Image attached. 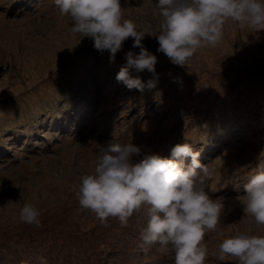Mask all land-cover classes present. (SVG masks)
<instances>
[{
	"label": "rangeland",
	"instance_id": "rangeland-1",
	"mask_svg": "<svg viewBox=\"0 0 264 264\" xmlns=\"http://www.w3.org/2000/svg\"><path fill=\"white\" fill-rule=\"evenodd\" d=\"M121 7L124 19L149 32L142 43L157 56L156 71L132 75L157 80L153 89L129 90L115 78L125 53L140 51L133 38L110 60L91 38L71 31L72 18L61 16L54 0H0V149L3 142L10 156L0 158V264H174L170 246L141 247L144 207L118 228L117 218L105 226L80 206L73 188L94 173L110 142L139 147L134 160L171 158L184 143L209 154L206 191L225 208L205 233V264H239L218 259L222 240L241 231L264 235V226L240 222L244 185L264 160V30L229 19L218 46L200 48L179 66L157 51V0H121ZM73 112L79 123L61 135ZM182 165L187 169L191 157ZM26 203L40 212L39 226L20 222Z\"/></svg>",
	"mask_w": 264,
	"mask_h": 264
},
{
	"label": "clouds",
	"instance_id": "clouds-1",
	"mask_svg": "<svg viewBox=\"0 0 264 264\" xmlns=\"http://www.w3.org/2000/svg\"><path fill=\"white\" fill-rule=\"evenodd\" d=\"M54 4L61 16L72 18L71 31L91 38L96 50L110 53V60L133 38L132 48L140 51L125 53L126 63L115 78L129 90L143 92L156 87L157 80L144 83L132 75L133 70L155 73L157 56L142 43L148 30L123 18L121 0H54ZM157 7L163 17L156 36L157 51L174 65H186L200 48L218 46L229 19L241 29L264 30V0H157ZM140 152L132 143L104 146L94 173L82 176L73 188L80 206L105 226L110 217L127 226L134 212L144 207L148 219L141 232V247L170 246L174 264H205V233L216 229L225 208L220 203L223 198L212 199L206 191V181L211 178L208 165L200 162V153L188 143L174 146L171 158L149 154L134 160ZM184 157H191L187 169L182 166ZM257 167L259 171L244 185L240 222L264 226V160ZM19 220L39 226L40 212L26 203ZM218 251L220 261L230 256L239 264H264V235L241 231L224 238ZM40 260L47 264L44 258Z\"/></svg>",
	"mask_w": 264,
	"mask_h": 264
},
{
	"label": "trees",
	"instance_id": "trees-1",
	"mask_svg": "<svg viewBox=\"0 0 264 264\" xmlns=\"http://www.w3.org/2000/svg\"><path fill=\"white\" fill-rule=\"evenodd\" d=\"M4 73H5V67L2 65V64H0V78H2L3 77V75H4ZM13 106H14V104H13ZM15 109L14 108H12V110L11 111H14ZM3 111H8V110H3ZM76 116V115H75ZM66 120H68V121H65V119H64V121L65 122H70L71 124H78L79 123V121H78V119L76 118L75 119V121L74 122H72V120L71 119H69L68 117L66 118ZM51 125H53V124H51ZM64 125V124H63ZM63 127H65V129H63L60 133L61 134H63V132H65V131H67L68 129L66 128V124L63 126ZM232 127H234V130H235V132H233V133H236L237 131H239V126H236V125H233ZM40 131V135L42 134V133H44V129H42V130H39ZM0 133H1V129H0ZM31 136V135H30ZM29 136V137H30ZM231 136V135H230ZM2 137H3V135H1L0 134V140H2ZM23 138H24V140H26V138H29L27 135H23L22 136ZM42 137V136H41ZM43 137H46L45 135H43ZM229 138V137H228ZM228 138L226 139V142L228 141ZM33 139H35V138H33ZM26 142V141H25ZM209 142H212V141H210L209 140ZM208 142V144H207V147H210L211 146V143H209ZM205 144V145H206ZM213 146H214V144H213ZM206 149V148H205ZM209 150V149H208ZM200 150H197V152H199ZM8 153H9V149L7 148V146L2 142V145H1V149H0V158L1 159H3V158H7L8 160H9V155H8ZM200 153V152H199ZM206 157L207 156H209V154L207 153V154H204ZM204 164V163H203ZM45 223H48V224H50L48 221L47 222H45ZM44 223V224H45ZM116 223L118 224L117 225V227L119 228L120 226H122L121 225V223L119 222V220H117L116 221ZM37 227V226H36ZM43 231L41 230V231H39V233H42Z\"/></svg>",
	"mask_w": 264,
	"mask_h": 264
}]
</instances>
